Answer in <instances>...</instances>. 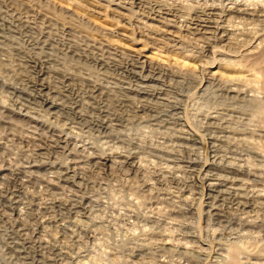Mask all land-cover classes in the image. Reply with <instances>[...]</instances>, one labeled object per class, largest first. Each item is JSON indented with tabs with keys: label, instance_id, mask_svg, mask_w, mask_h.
Listing matches in <instances>:
<instances>
[{
	"label": "bare ground",
	"instance_id": "obj_1",
	"mask_svg": "<svg viewBox=\"0 0 264 264\" xmlns=\"http://www.w3.org/2000/svg\"><path fill=\"white\" fill-rule=\"evenodd\" d=\"M57 1L0 0V264H264V0Z\"/></svg>",
	"mask_w": 264,
	"mask_h": 264
},
{
	"label": "rangeland",
	"instance_id": "obj_2",
	"mask_svg": "<svg viewBox=\"0 0 264 264\" xmlns=\"http://www.w3.org/2000/svg\"><path fill=\"white\" fill-rule=\"evenodd\" d=\"M47 5L51 8V9H54V10H57V11H59L60 12V10H58V9H60L61 7V4L60 3H58V1L57 0H49V2L47 3ZM60 5V6H59ZM83 10V9H82ZM82 10L81 11H77V13H79V14H81L82 13ZM74 19H76V20H78L79 22H81L84 26H86V27H88L89 29H91L92 28V25H94V23L92 24V22L90 23V22H85V20H84V22L82 21V20H79V18H78V16L77 15H74V14H72V13H69ZM90 18H92V17H90ZM88 19V18H87ZM91 21H95L96 23H98L99 22V20H97L96 21V19H91ZM103 22V24L105 25V26H110L112 23L111 22H109V21H102ZM101 22V23H102ZM87 23V24H86ZM136 37H135V40H140V42H141V44H135V45H137V47L138 48H140V49H142V50H144L145 48H143L144 46L142 45V44H144V40L139 36V35H135ZM139 36V37H138ZM139 38V39H138ZM117 39V38H116ZM124 45H126L127 47H129V48H135L134 47V45H132L133 44V41L132 42H128V41H123L122 42ZM151 51H154V50H151ZM154 53L155 54H157V52L156 51H154ZM161 53V54H160ZM152 55V54H151ZM155 56V55H154ZM161 56V57H160ZM156 57V56H155ZM170 57V58H169ZM156 58H158V59H169V60H175V63H177V64H181V62H183V63H185V64H187L188 66H192L193 65V62L192 61H190L189 59H182V58H180V57H176V56H174L173 54H171V53H167V52H159L158 54H157V57ZM177 61V62H176ZM182 65V64H181ZM215 70H217V69H215ZM222 72H224V73H226V74H232V73H228L227 71H225L224 69H222L221 70ZM201 212H202V209L201 210H198V211H194V209L192 210V212L190 211V212H185L184 210H181L179 213H177V215L176 216H178V218H179V220H186L187 218V220H190V219H195V221H196V226H197V229L198 230H200L201 229V231L203 232V235H210V233L208 234V233H206V232H204V229H205V227H206V221L208 220L207 218H208V216H206V215H203V214H201ZM186 213V214H185ZM198 217V218H197ZM181 218V219H180ZM56 226V225H55ZM54 228H56V227H54ZM60 229V228H59ZM54 232H56L57 234H59V235H61L63 232H66L67 231V233H69V231L68 230H66V229H63V231H60V230H56V229H52ZM241 230V229H240ZM60 231V232H59ZM205 233V234H204ZM63 241H65V240H63ZM215 246V245H214ZM237 247H243V245H236ZM214 253L213 252H211L209 255H213ZM180 256V255H179ZM184 260H189L190 259V261H194V258H191V257H189V256H181ZM178 258V257H177ZM189 258V259H188ZM243 264V263H242Z\"/></svg>",
	"mask_w": 264,
	"mask_h": 264
}]
</instances>
